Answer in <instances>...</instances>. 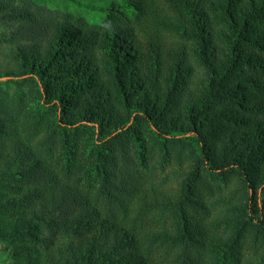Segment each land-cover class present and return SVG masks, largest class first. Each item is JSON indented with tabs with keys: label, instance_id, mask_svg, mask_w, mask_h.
<instances>
[{
	"label": "trees",
	"instance_id": "trees-1",
	"mask_svg": "<svg viewBox=\"0 0 264 264\" xmlns=\"http://www.w3.org/2000/svg\"><path fill=\"white\" fill-rule=\"evenodd\" d=\"M77 5L0 0L10 264H264V0Z\"/></svg>",
	"mask_w": 264,
	"mask_h": 264
},
{
	"label": "rangeland",
	"instance_id": "rangeland-1",
	"mask_svg": "<svg viewBox=\"0 0 264 264\" xmlns=\"http://www.w3.org/2000/svg\"><path fill=\"white\" fill-rule=\"evenodd\" d=\"M111 2L122 3L124 0H39V3L45 5L50 9L71 12L78 16H83L91 24H100L102 22V15L99 11H91L80 5H93L96 7H103L105 4ZM130 17L134 14L128 12ZM3 28L0 26V33ZM10 45L0 41V66L4 67L9 63L8 50ZM17 77H0V98H2V92L6 91L11 93L17 88ZM9 244L7 242H0V264H10V259L7 257V251L9 250Z\"/></svg>",
	"mask_w": 264,
	"mask_h": 264
}]
</instances>
